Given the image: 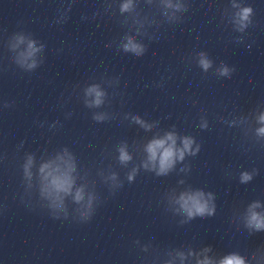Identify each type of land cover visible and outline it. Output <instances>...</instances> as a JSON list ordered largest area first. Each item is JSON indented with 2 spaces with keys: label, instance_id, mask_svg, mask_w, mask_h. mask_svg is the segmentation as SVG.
<instances>
[{
  "label": "clouds",
  "instance_id": "clouds-1",
  "mask_svg": "<svg viewBox=\"0 0 264 264\" xmlns=\"http://www.w3.org/2000/svg\"><path fill=\"white\" fill-rule=\"evenodd\" d=\"M129 7L130 2L125 3L122 5L121 11H126L129 9ZM252 14L253 9L251 6L242 7L240 9L239 13H237L236 19V23L239 25V31H243L248 27V25L251 23L250 17ZM42 47L43 45H41V48ZM123 47L125 51H131L136 55H142L144 52V48L141 45L134 43L131 38L128 39V42ZM40 50V48L35 47L34 41H29L28 49L26 52L20 54L18 63H20L22 67L26 66V69L29 71L35 69L37 67V61L33 57L35 53ZM200 55L201 59L199 63L203 69L207 71V69L211 67V61L205 57L204 53H201ZM229 73L230 70L226 66L220 69V75L222 76L229 75ZM87 92L89 95H92L93 93L95 94V100L92 103L98 106L102 102L101 97L103 93L100 92L97 87L93 86L89 88ZM4 107H9V105L5 103ZM95 119L100 120L103 119V117L98 116L95 117ZM260 121L264 123V115L260 117ZM137 122L140 121L137 119ZM258 134L264 135V127L258 129ZM193 142L194 141L192 138L186 137L183 139V148H176L175 137L171 133H169L165 139H157L150 142L146 148V151L149 154V161L156 162L159 154V170L157 174L160 175L167 173V171L174 165L177 159H184L186 152H190L194 155L195 151L191 149ZM198 150L199 146H197L196 151ZM119 152V160L122 163H126L131 160V156L128 154L125 148L121 147ZM59 160L61 163L50 162L43 164L40 168V173L44 182V193L51 202L49 207L53 209V211L50 213L51 218L54 220H68L67 212L64 211L63 195L68 194L72 189L73 178L71 176V172L74 170V165L71 162V156H68L67 159L60 157ZM31 165L32 158L29 157L27 164L24 166L25 174L29 178L31 177V172L29 171ZM144 166L148 167L147 164ZM133 178L134 173L130 174L128 177L129 181H131ZM251 179L252 175L248 172L241 174L242 183H246ZM209 197H211V194H209ZM74 199L76 202H80L84 199V193L82 189H78L76 191ZM92 199V197H89L86 208L83 211H80L77 217L73 218V222L86 224L92 220L95 214V209L92 207ZM179 203L189 219L195 216H212L215 212V205L210 206L209 201L204 199L203 192L184 194L180 197ZM256 207H259L258 203L253 204L249 209L247 226L249 228H255L256 230H261L264 229V215L255 212L254 209ZM61 212H64L63 217L60 215ZM209 250L210 249H205V251ZM198 264H213V262L206 257L204 260L199 261ZM219 264H245V262L238 255H229L220 260Z\"/></svg>",
  "mask_w": 264,
  "mask_h": 264
}]
</instances>
